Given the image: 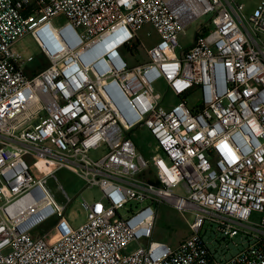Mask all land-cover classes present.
Returning <instances> with one entry per match:
<instances>
[{"label":"built area","instance_id":"2783aa9c","mask_svg":"<svg viewBox=\"0 0 264 264\" xmlns=\"http://www.w3.org/2000/svg\"><path fill=\"white\" fill-rule=\"evenodd\" d=\"M145 25L159 41L132 67ZM28 35L49 64L32 76ZM64 169L102 194L77 227L46 188ZM162 204L191 216L176 247L154 238ZM0 264H264V0H0Z\"/></svg>","mask_w":264,"mask_h":264},{"label":"rangeland","instance_id":"374dc122","mask_svg":"<svg viewBox=\"0 0 264 264\" xmlns=\"http://www.w3.org/2000/svg\"><path fill=\"white\" fill-rule=\"evenodd\" d=\"M261 1L262 0H239V3L245 5V14L249 16L254 12ZM209 18L210 17H205L194 22L192 26L186 30V34L180 36L179 43L181 46L178 49L179 52L194 43L195 34L199 25L209 20ZM64 23L65 18L62 16L55 20V24L58 26ZM138 39L139 45L136 48L123 50L125 60L132 67L149 61L148 51L157 44L159 36L151 25H145L138 32ZM15 50L24 54L25 57H34V61L26 64L24 67L28 76H32L34 73L49 66L36 41L31 35L18 41L15 45ZM154 87L156 93L164 95L166 92V87L162 82L156 83ZM167 99L173 102L171 95H169ZM187 100L189 106L194 108L199 100V94L197 92L193 93L187 98ZM135 141L139 145L140 151L145 156H152L153 154L160 153L159 148L155 145V141L147 132L143 134L139 133ZM101 156L102 149L91 152V157L94 159H99ZM34 175H39V173L35 172ZM46 188L56 202L61 205L67 203L65 193L73 200L67 210L68 220L73 227H77L85 221V211L81 206L83 200L85 199L87 202L92 203L102 198V194L98 188L85 189L84 181L74 173L65 169L58 171L55 177L48 178ZM122 215L127 216L126 211H122ZM189 220H191L189 214H182L171 206L162 204L159 207L154 238L168 243L172 247H176L190 235ZM40 229L46 230L47 224L43 225ZM214 229L215 227L210 228L207 233L203 230L204 240L209 244L213 253H216L217 257H220L222 252L227 256L235 254L238 251V248L234 246V243H238L240 238H236L234 242L222 240L221 237L215 234Z\"/></svg>","mask_w":264,"mask_h":264},{"label":"crops","instance_id":"0c3cea01","mask_svg":"<svg viewBox=\"0 0 264 264\" xmlns=\"http://www.w3.org/2000/svg\"><path fill=\"white\" fill-rule=\"evenodd\" d=\"M160 241V240H159ZM233 255V254H232ZM231 256V255H230Z\"/></svg>","mask_w":264,"mask_h":264}]
</instances>
